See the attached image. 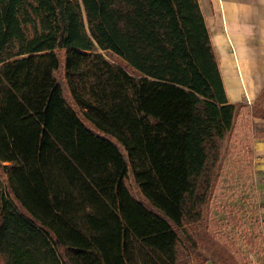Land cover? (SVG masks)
I'll return each mask as SVG.
<instances>
[{
    "label": "trees",
    "instance_id": "obj_1",
    "mask_svg": "<svg viewBox=\"0 0 264 264\" xmlns=\"http://www.w3.org/2000/svg\"><path fill=\"white\" fill-rule=\"evenodd\" d=\"M238 104L198 0H0V264H175Z\"/></svg>",
    "mask_w": 264,
    "mask_h": 264
},
{
    "label": "rangeland",
    "instance_id": "obj_2",
    "mask_svg": "<svg viewBox=\"0 0 264 264\" xmlns=\"http://www.w3.org/2000/svg\"><path fill=\"white\" fill-rule=\"evenodd\" d=\"M101 53L110 63L130 71L115 54ZM56 76L75 107L67 93L63 67ZM238 105L231 130L218 142L217 159L209 160L199 179V193L209 184L199 219H186L184 227L175 230V264H205L206 259L215 264H264V196L256 180L254 154V139L264 127L253 120L264 118V109L249 105L245 98ZM124 191L127 219L139 236L144 226L152 224L140 208V204L148 205L131 173L124 181Z\"/></svg>",
    "mask_w": 264,
    "mask_h": 264
},
{
    "label": "crops",
    "instance_id": "obj_3",
    "mask_svg": "<svg viewBox=\"0 0 264 264\" xmlns=\"http://www.w3.org/2000/svg\"><path fill=\"white\" fill-rule=\"evenodd\" d=\"M198 1L228 102L240 103L245 98L249 105L264 109V0ZM244 61L249 68L241 72ZM244 74L250 79L241 84L239 78ZM253 120L264 127L263 118ZM254 154L256 180L264 196V130L254 139Z\"/></svg>",
    "mask_w": 264,
    "mask_h": 264
},
{
    "label": "bare ground",
    "instance_id": "obj_4",
    "mask_svg": "<svg viewBox=\"0 0 264 264\" xmlns=\"http://www.w3.org/2000/svg\"><path fill=\"white\" fill-rule=\"evenodd\" d=\"M244 57V55L242 56V58ZM234 60V59H233ZM249 68V64H247L245 61L244 63L241 64V72H244L245 70H247ZM222 72V71H221ZM249 79L250 77L247 75V74H244L242 75L240 78H239V83L241 84H246L249 82ZM243 92V91H242ZM231 99V98H230Z\"/></svg>",
    "mask_w": 264,
    "mask_h": 264
}]
</instances>
